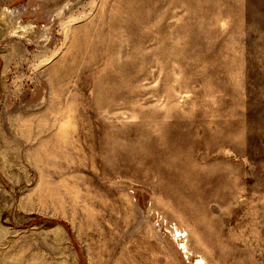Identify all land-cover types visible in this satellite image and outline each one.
<instances>
[{
    "label": "rangeland",
    "instance_id": "1",
    "mask_svg": "<svg viewBox=\"0 0 264 264\" xmlns=\"http://www.w3.org/2000/svg\"><path fill=\"white\" fill-rule=\"evenodd\" d=\"M0 264H264V0H0Z\"/></svg>",
    "mask_w": 264,
    "mask_h": 264
}]
</instances>
